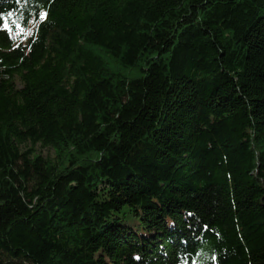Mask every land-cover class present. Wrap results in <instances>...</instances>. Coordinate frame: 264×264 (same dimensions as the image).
Returning <instances> with one entry per match:
<instances>
[{
	"label": "trees",
	"instance_id": "16d2710c",
	"mask_svg": "<svg viewBox=\"0 0 264 264\" xmlns=\"http://www.w3.org/2000/svg\"><path fill=\"white\" fill-rule=\"evenodd\" d=\"M0 264H264V0H0Z\"/></svg>",
	"mask_w": 264,
	"mask_h": 264
},
{
	"label": "rangeland",
	"instance_id": "374dc122",
	"mask_svg": "<svg viewBox=\"0 0 264 264\" xmlns=\"http://www.w3.org/2000/svg\"><path fill=\"white\" fill-rule=\"evenodd\" d=\"M37 150L39 153H41L43 156H53L54 153L50 149H44L41 147H37Z\"/></svg>",
	"mask_w": 264,
	"mask_h": 264
}]
</instances>
